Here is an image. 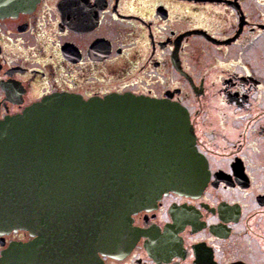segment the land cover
Listing matches in <instances>:
<instances>
[{
    "label": "flooded vegetation",
    "instance_id": "af4514ba",
    "mask_svg": "<svg viewBox=\"0 0 264 264\" xmlns=\"http://www.w3.org/2000/svg\"><path fill=\"white\" fill-rule=\"evenodd\" d=\"M124 92L185 106L207 179L132 213L134 242L102 264H264V0H37L0 17V120ZM48 231L0 230V258L35 240L50 264L71 235Z\"/></svg>",
    "mask_w": 264,
    "mask_h": 264
},
{
    "label": "water",
    "instance_id": "95a60500",
    "mask_svg": "<svg viewBox=\"0 0 264 264\" xmlns=\"http://www.w3.org/2000/svg\"><path fill=\"white\" fill-rule=\"evenodd\" d=\"M36 1L0 0V17ZM206 176L188 110L168 99L61 94L0 120V230L70 234L50 264H102L134 242L132 213L168 190L199 192ZM37 243L12 244L0 264L39 262Z\"/></svg>",
    "mask_w": 264,
    "mask_h": 264
}]
</instances>
